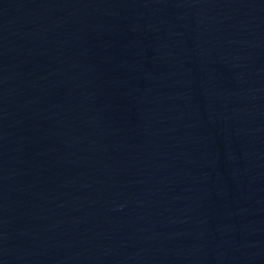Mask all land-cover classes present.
Here are the masks:
<instances>
[{
  "label": "water",
  "instance_id": "water-1",
  "mask_svg": "<svg viewBox=\"0 0 264 264\" xmlns=\"http://www.w3.org/2000/svg\"><path fill=\"white\" fill-rule=\"evenodd\" d=\"M0 264H264V0H0Z\"/></svg>",
  "mask_w": 264,
  "mask_h": 264
}]
</instances>
